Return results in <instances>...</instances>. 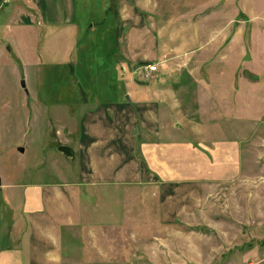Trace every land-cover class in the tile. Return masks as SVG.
<instances>
[{
  "label": "rangeland",
  "instance_id": "1",
  "mask_svg": "<svg viewBox=\"0 0 264 264\" xmlns=\"http://www.w3.org/2000/svg\"><path fill=\"white\" fill-rule=\"evenodd\" d=\"M115 1L43 0L44 16L31 17L23 0H11L0 11V257L43 263L22 245L43 231L23 210L25 193L40 187L46 222L65 217L55 191L81 212L72 246L58 243L51 264H264V99L244 82H264V0H140L137 13ZM154 24L169 27L156 36ZM129 25L140 34L127 36ZM143 62L158 63L153 76L136 69ZM227 68L235 81L218 99ZM159 78L191 80L183 93L192 111L204 107L201 118L180 116L185 126L159 134L176 150L192 143L187 165L152 149L172 175L141 162L135 143L147 135L135 99L151 95ZM209 79L199 101L195 87ZM62 143L77 148L74 157ZM88 149L96 153L90 170ZM102 168L134 183L77 186Z\"/></svg>",
  "mask_w": 264,
  "mask_h": 264
},
{
  "label": "crops",
  "instance_id": "2",
  "mask_svg": "<svg viewBox=\"0 0 264 264\" xmlns=\"http://www.w3.org/2000/svg\"><path fill=\"white\" fill-rule=\"evenodd\" d=\"M35 0H23V3H25V8H27L28 12L33 11L34 14L33 16H31V14L26 13L27 14V18L29 16L34 17L35 14L44 16V12L39 10V8L37 7L38 4H42L43 0H36L38 3L37 5L34 2ZM64 0H57L58 4L63 3ZM72 2V0H67V3ZM118 4H124L126 6V4H131L132 7V12L133 13H137L138 11H140L139 9L137 10V6L141 8V6L138 4V2H140V0H116L115 1ZM50 3H48L49 5ZM123 5V6H124ZM42 6V5H41ZM117 6V5H116ZM4 7V6H3ZM0 8V11L2 10V8ZM14 7H20V4H14L12 6V10L10 11L9 14H4L3 18L7 21L9 19H14L15 18V13H14ZM18 9V8H17ZM142 9V8H141ZM117 10V9H116ZM121 17L123 18H127V15H121ZM153 20V19H152ZM27 24H31V23H27ZM169 25H162L159 26L157 24H154V31L156 32V36H158L160 33H162V31L166 28H168ZM1 29V27H0ZM127 36H134L136 37L138 34H140L135 26H131L129 25V28L127 29L126 33ZM177 66H179V63H176ZM264 67V66H263ZM180 69H183V67H179ZM223 68V67H222ZM221 68V70H222ZM218 70L220 68H217ZM158 70V69H157ZM156 70V71H157ZM172 70V69H170ZM249 72L256 74L252 69H249ZM227 73L228 75L226 76L228 78L227 84H224V80L222 79V77H218L216 80V84H217V88L215 87V94L217 96L218 99H221V97L225 98V96L227 95V85L229 84V81L231 80L233 82L234 79V74L232 72V70H230L229 68H227ZM155 74V71L153 73V75ZM226 78V79H227ZM263 78H264V72H263ZM246 80H244V82L246 83V85L248 84L249 86V93L252 94H257V95H262V99H264V82L257 81V82H253V80L251 79H247L246 77L244 78ZM193 81H195L194 79H192ZM191 80H188L187 83L182 82L181 79L177 78L174 79L171 84H167L164 82L163 78H159L158 80H153L152 81V88H153V92L151 93V95L143 97V98H138L135 99V106L136 108H138V110L141 109V121H140V127L141 132H139V134H147L145 136L146 139H137L136 146L138 149H140V154L142 153L143 158L141 157V162L142 160L145 162L146 160L148 161V158L151 159L152 163L154 165H156L157 167L160 166L162 169L160 170L162 173H164L165 175H172L175 174V172H170L169 169H167L166 167H163L162 165L159 164V159L158 157L153 158L154 157V153L152 152V149H156V150H160L162 147L163 149H169V151H171V153L169 152L168 155V160L169 161H175V163H179V164H189L190 160L188 158H186V154H189L188 151H190L192 143L188 142V141H183L180 142V147L178 148V150H176L175 148H172L169 144H166L164 140H159L158 138L160 137L159 134L166 132L167 134L173 131L172 126H176V127H180V126H185L184 123L178 122V120H176L178 117H184V118H190L192 116H197V118H201V112L203 110L204 107H202V109L200 107L197 108L198 112L192 111L190 105H191V100L189 97L185 96V93H183V91H185L187 88L189 87H185V86H194L193 83H190ZM211 80L209 79V81H205V83L203 84L201 90L195 87V91H196V95L198 96V100L200 101L203 97V95L207 96L209 95L208 93V89L210 86L206 83V82H210ZM155 84V85H154ZM215 84V81H214ZM219 85V87H218ZM263 86L260 87V86ZM168 91L167 95H164V91ZM200 91H202L200 93ZM186 97V98H185ZM183 100L186 101V103L184 104ZM195 104H197V100L195 101ZM122 107V108H121ZM124 107H127V105L121 104L119 105V108L117 109L116 112L122 113V109H124ZM170 116L172 117V123L171 125L166 121L165 117ZM116 117V115L114 116ZM201 120V119H200ZM189 121V119H188ZM188 124H190V122H188ZM187 125V124H186ZM176 130V129H175ZM153 134V136L149 137V134ZM167 134L165 136H167ZM156 135V136H155ZM91 138V137H90ZM140 138V137H138ZM163 139V138H162ZM90 140V139H89ZM140 143V145H139ZM196 146H200L199 143L195 144ZM118 146H121V143L119 142ZM150 147V148H149ZM74 148V153L76 154V147ZM88 156H86L87 160L84 161V168H86L87 166H89L88 170H90V166L91 163L94 162V160L92 161V157L93 155H95L96 153L92 150V149H88ZM147 151H150L151 154L147 155ZM160 153V152H159ZM75 156V155H74ZM183 159V161H181L180 159ZM125 163V162H124ZM105 165V164H104ZM116 165L118 166H122L120 162H118L117 164H115V167H111V170H113L114 168H116ZM125 165V164H124ZM151 167V166H150ZM153 169V168H152ZM147 170V168H146ZM158 171L157 169H153ZM102 172L103 175L101 177H98L95 179L92 178L90 179V181H88V179H85V182H80L78 179V183L77 186L81 187L82 185H87V186H98V185H110V184H129V183H134L133 179H130V181H128V179H124L122 177H118V173L120 172L119 169L116 171L117 173V177L113 178V177H107L106 174V169L104 170L102 168ZM111 172V171H110ZM159 172V171H158ZM106 173V174H105ZM153 175V174H152ZM156 175V174H155ZM82 176V175H81ZM154 176V175H153ZM167 177H171V176H167ZM89 178V177H87ZM1 181V178H0ZM7 185H11L13 188H15L16 184H12L10 182L7 183ZM75 194V193H74ZM16 196V192H14L12 194V197ZM54 198L59 201L61 203L59 210L61 211V213H63L65 215V217L63 218V220H61V222H57V223H52V222H46L45 218H43V214L47 213L46 212V208L43 207L42 205V190L40 189V187H34L33 189H31V191H27L24 195V201L27 202L26 207H23L24 212L26 213V215H28V217H31V221L33 222L35 229L39 232V230H43L41 233H39L40 235H37V237L40 239H38L37 237L34 240H30L29 243H27L26 241L23 242V246L27 248V252H34L33 254V258L36 261H42V264H51V263H55L58 260V253L56 250V247L59 243V245L62 244V242L64 241V245H68L70 243V245L72 246V242H73V232L70 231V229H72L73 227H76L80 224H82V219H81V212L79 210V207H72L68 205H64L62 204V201L64 200V195L59 192L57 193L56 191L53 193ZM72 192L69 194V198H71ZM69 203V201H67ZM53 210H51L49 208L48 212H52ZM26 234H28V232H25ZM25 239L27 237V235L23 236ZM42 238H45L46 240H48L49 242H51V247L52 249L48 250L47 245L43 246L42 245ZM77 240V236L75 235V243ZM61 241V242H60ZM29 248V250H28ZM20 254H18V258H19V262H22V258L19 256ZM0 260L2 263L4 264H12L10 258L7 255H3L0 257ZM25 261V260H24ZM23 264H26L23 262ZM41 264V263H38Z\"/></svg>",
  "mask_w": 264,
  "mask_h": 264
},
{
  "label": "built area",
  "instance_id": "3",
  "mask_svg": "<svg viewBox=\"0 0 264 264\" xmlns=\"http://www.w3.org/2000/svg\"><path fill=\"white\" fill-rule=\"evenodd\" d=\"M9 1L11 0H0V8L3 7ZM136 69L141 70V73L144 77H150V76H153L154 71L158 69V63L143 62V63H140L136 67Z\"/></svg>",
  "mask_w": 264,
  "mask_h": 264
},
{
  "label": "water",
  "instance_id": "4",
  "mask_svg": "<svg viewBox=\"0 0 264 264\" xmlns=\"http://www.w3.org/2000/svg\"><path fill=\"white\" fill-rule=\"evenodd\" d=\"M21 85L25 86L24 80H21ZM58 149L70 157H74V148L68 144L62 143L58 145Z\"/></svg>",
  "mask_w": 264,
  "mask_h": 264
}]
</instances>
